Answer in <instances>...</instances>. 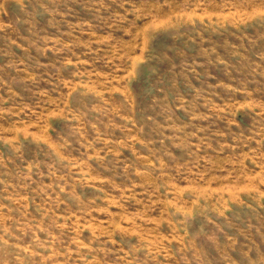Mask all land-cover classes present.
I'll use <instances>...</instances> for the list:
<instances>
[{
    "label": "rangeland",
    "instance_id": "1",
    "mask_svg": "<svg viewBox=\"0 0 264 264\" xmlns=\"http://www.w3.org/2000/svg\"><path fill=\"white\" fill-rule=\"evenodd\" d=\"M0 264H264V0H0Z\"/></svg>",
    "mask_w": 264,
    "mask_h": 264
}]
</instances>
